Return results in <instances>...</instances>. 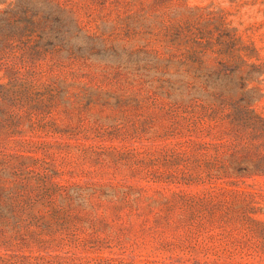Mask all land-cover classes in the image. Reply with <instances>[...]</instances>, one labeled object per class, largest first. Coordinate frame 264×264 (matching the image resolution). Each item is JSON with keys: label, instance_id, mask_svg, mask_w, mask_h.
<instances>
[{"label": "rangeland", "instance_id": "1", "mask_svg": "<svg viewBox=\"0 0 264 264\" xmlns=\"http://www.w3.org/2000/svg\"><path fill=\"white\" fill-rule=\"evenodd\" d=\"M55 1L52 46L47 0H0L42 19L0 62L13 248L30 225L59 264H264V0Z\"/></svg>", "mask_w": 264, "mask_h": 264}, {"label": "trees", "instance_id": "2", "mask_svg": "<svg viewBox=\"0 0 264 264\" xmlns=\"http://www.w3.org/2000/svg\"><path fill=\"white\" fill-rule=\"evenodd\" d=\"M14 8H10L7 12H13ZM63 13V7L58 1L55 0H47V10L43 13V19L47 23L50 24L46 28L43 26L42 32L39 34V40L44 43L50 45H56L60 38L58 37V33L61 31V16ZM42 19L36 20L35 13L30 17H27V22L23 24V19L15 18L11 19L10 17L0 16V62L4 56H8L6 52H4L3 46L5 41H11L15 38V33L18 29L24 30L25 27L32 23L35 27L40 24ZM6 25L7 29L12 30L7 35H2L1 28ZM27 41V40H25ZM47 50H49L47 48ZM40 51V50H38ZM1 66V63H0ZM8 69H12L11 66L7 67ZM1 192L5 193L4 202H6L5 208H12L13 205V196L10 195V190H5L4 188L0 189V198H2ZM2 207V204H1ZM7 211L9 209H6ZM12 210V209H10ZM9 216H11L14 220V226L4 228L0 225V245L5 247L6 250L0 249V264H59L60 255L58 252H55L52 245H49L45 242H33L31 238L38 239L43 231L32 229L30 225H28L25 232H22L21 238L23 240V244L29 247L28 253H23L16 251L13 247L11 239L14 236V231L16 229H21V224L18 225V215L15 211H10ZM5 214H1L0 217ZM44 217V216H42ZM31 224V222H30ZM46 224V222H44ZM48 223V227H49ZM42 230V229H41ZM11 249V250H10Z\"/></svg>", "mask_w": 264, "mask_h": 264}]
</instances>
